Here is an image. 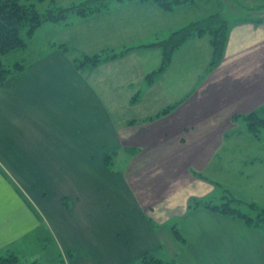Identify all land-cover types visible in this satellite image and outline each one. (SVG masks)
Segmentation results:
<instances>
[{"label":"crops","instance_id":"crops-1","mask_svg":"<svg viewBox=\"0 0 264 264\" xmlns=\"http://www.w3.org/2000/svg\"><path fill=\"white\" fill-rule=\"evenodd\" d=\"M173 11L129 0L50 23L45 50L0 87V255L29 252L60 264L64 251L68 264H130L150 252L173 264H264V229L189 207L199 198L180 195L195 176L207 180L201 171L226 143L220 133L242 120L233 116L264 113V20L230 23L222 60L194 79L191 98H159L121 132L113 118L119 88L138 104L160 82L181 84L169 70L174 62L149 84L161 51L137 47L180 26ZM207 41L205 34L187 44ZM124 44L136 48L92 68L74 64Z\"/></svg>","mask_w":264,"mask_h":264},{"label":"rangeland","instance_id":"rangeland-1","mask_svg":"<svg viewBox=\"0 0 264 264\" xmlns=\"http://www.w3.org/2000/svg\"><path fill=\"white\" fill-rule=\"evenodd\" d=\"M24 1L27 3L37 2V0ZM128 1L129 0H94L93 3L89 4L91 5L90 7L97 8L95 11L89 14L87 13L86 15L72 13L69 16H75L80 19L86 16H93L98 13H106L107 11L111 10L112 7L116 6L117 3H126ZM86 2V0H43L37 2L36 6L40 11H43L45 8L52 5L65 7L71 4H77L79 6H84ZM173 9L174 11L169 14V17H173V19L183 22L181 23L182 25L180 24V26L178 25L176 28L170 30L164 39L169 36L171 31L195 20L203 19L202 21H204V23H206L205 25L209 28L212 26H217L223 21V19L228 23H231L233 20L238 21L249 17L264 20V0H183L180 5H174L172 10ZM50 23L57 22L47 21L46 23L41 24L35 30L33 36L27 39V44L25 47L10 51L1 56L3 63L7 67H11L16 62L23 64V60L36 56L41 50H45V44L47 42V38L49 37L48 34L50 33L48 28L51 26ZM64 23L67 22L64 21ZM228 38L229 32L226 45ZM193 39H196V36L181 43L178 50L175 51V54L177 52L178 54H174L171 61V63L174 62L169 69L171 72H173L172 77L182 78L181 84L177 82L170 83L168 84L167 89L164 83L160 82L154 86V89L157 90L147 93L146 90L145 92L143 90L142 92L144 93L139 94L140 102L138 104V98L131 97L130 100L126 101L127 98L129 99V97L124 98L123 94H121L122 89H118V92L120 93V99L118 98V101H116L117 105L111 111L117 128L120 130V132L124 126L123 122L125 119L131 120L133 117L136 119H141L139 116H143V113L149 112L145 108H151L155 100L158 99L156 101V106L161 104L162 99L159 98H165L167 96L172 98L177 94L178 97H192L194 90H196L194 79L196 81V78H199L198 82L200 79H202L211 59L210 43L208 44L207 41L202 42V44L199 45H196L195 43L192 45L187 44ZM236 43L237 42L234 40L232 46H234ZM27 46H29L28 49L24 51L23 49H25ZM125 48L133 49L136 47L135 44H124L121 48L106 47L101 50L87 53L86 55L98 56L104 52L109 53V51L119 53ZM82 55H80V57ZM23 69H25V65H23V68L19 72H21ZM213 69L209 70V72H211ZM19 72H17V74ZM205 75L206 74H204V76ZM170 93H172V95ZM190 103L191 105H195V99L193 98ZM262 117H264V113ZM236 124L238 126L235 129H227L223 133H220L222 139L227 143L228 146L225 143L224 145L227 147H223V145L219 150V154L210 163L209 168L201 171L207 177V180L200 176H195L196 180L193 182H188L187 186L182 187L183 190L180 195H182V197L183 195H187L189 198L196 196L203 201L212 200L213 203H217L220 206H222L223 203L225 204L228 202L226 204L231 205L230 207L239 209L250 216H254L259 214V211L256 208L251 207L249 202H255L261 207L264 206V129L261 130V133L258 137H254L247 130H245L246 125L243 120H239V122ZM233 143L234 147L232 146ZM123 155L125 156V153H119V156ZM251 156H256V160L252 163H250ZM236 199L244 200L247 202V204L239 202ZM262 229H264V227H262ZM173 236L175 237L174 233ZM48 247L51 250V246L49 245ZM17 255L19 256L18 264H30L34 260L39 261V263L41 262L40 264H56V261H46L47 259H44L41 255L35 254L31 256L29 255V252L25 255ZM69 261L70 258L68 253L63 251L61 253L60 264H68Z\"/></svg>","mask_w":264,"mask_h":264},{"label":"trees","instance_id":"trees-1","mask_svg":"<svg viewBox=\"0 0 264 264\" xmlns=\"http://www.w3.org/2000/svg\"><path fill=\"white\" fill-rule=\"evenodd\" d=\"M43 0H37L40 2ZM84 6H79L77 4H71L65 7H59L52 5L40 11L37 8V2L27 3L24 0H0V87L4 86L9 77L23 68V64L16 62L11 67H7L1 56L6 53L17 50L19 48L25 47L27 44V39L31 38L35 33V30L42 23L47 21L50 22H64L66 21L72 13H77L79 15H86L95 11L97 8L90 7L89 3H93L94 0H86ZM140 1H151L156 4L159 8L164 11H170L174 5H180L183 0H140ZM85 2V1H84ZM83 2V3H84ZM107 5V4H106ZM103 5V6H106ZM253 21H260L263 19L259 18H245ZM195 20L189 22L180 28H177L169 34L165 39L159 40L151 44L139 45L137 47H150L155 46L161 51V60L159 65L153 71L145 75L146 81L150 84L153 80L163 73L169 66L173 59L175 51L178 50L180 44L187 41L190 38L201 37L206 34L209 37V42L211 46V59L207 66V71L216 67L223 58L225 45L228 37V32L230 29V23L223 19L221 23L217 26L207 27L204 21ZM235 21V20H233ZM23 33V34H22ZM59 46L67 51L69 48L65 43L59 44ZM132 48H125L119 53L114 51L104 52L103 54L97 55H82L74 60V64L77 68H82L83 66L94 67L101 62L115 59L117 57L123 56L126 52L130 51ZM96 56V57H95ZM95 58V59H94ZM169 104L164 107L158 114H164L168 112L171 108L176 106L179 102ZM242 119L245 122L247 131L254 137H258L261 130L264 129V117L258 115L256 111H251L244 115H235L233 120ZM112 155L106 153L104 155V162L110 164ZM204 178V177H203ZM226 191V190H225ZM239 202L246 203V201L241 199H236ZM228 203V202H226ZM222 204L220 206L217 203H213L212 200H200L194 199L189 207H202L223 215H227L233 218L240 219L246 226L251 228H262L264 227V206H258L255 202H249L251 207L256 208L259 214L250 216L239 209L230 207L231 205ZM226 205V206H225ZM261 207V208H260ZM173 233L179 242H184V237L181 232L173 226ZM19 256L12 251L7 252L4 255H0V264H18ZM30 264H40L38 261L34 260ZM130 264H173L172 259H164L153 253L146 252L142 254L139 259Z\"/></svg>","mask_w":264,"mask_h":264}]
</instances>
